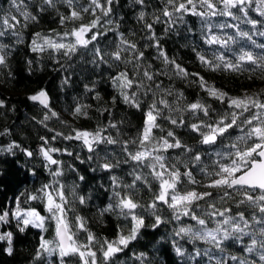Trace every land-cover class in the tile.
<instances>
[{
  "label": "snow or ice",
  "instance_id": "1",
  "mask_svg": "<svg viewBox=\"0 0 264 264\" xmlns=\"http://www.w3.org/2000/svg\"><path fill=\"white\" fill-rule=\"evenodd\" d=\"M131 3L139 9L135 16L139 29L128 34L120 30L123 17L116 18L118 0H10L9 10L0 11V38L11 35L17 43L21 42V29L37 23L39 14L57 11L65 30L34 33L31 51L48 53L64 71L72 68L78 56L102 71L113 69L109 72L117 92L113 104L119 99L144 116L129 139L122 138L124 121L116 122L114 117L92 131L71 127L66 133L48 125L56 119L68 127L52 108L47 91L28 96L44 110L36 122L52 135L40 136L38 153L15 141L0 146V153L15 156L19 149L29 159L38 155L49 179L0 209V224L15 222L20 233L39 231L31 264H117L118 255L147 227L145 215L154 218L153 229L174 225L173 249L183 264H264V89L229 95L170 57L162 46L163 37L156 32L157 24L164 25L165 36L179 35L178 26H186L183 30L193 36L191 51L202 67L264 80V0H163L162 7L151 14L147 0ZM189 16L198 19V40L197 30L185 19ZM110 32L115 35L114 47H101L102 38ZM9 47L0 43V66L7 67ZM147 49L155 50L152 60H159L162 67L156 68L148 60ZM165 76L170 82L195 78L191 82L224 107L217 109L201 100L187 102L183 91L158 79ZM63 83H68L67 77ZM85 90L94 88L86 84ZM93 98L99 100L100 96L97 93ZM90 107L77 103L68 111L74 119L87 118ZM3 108L5 102L0 99ZM105 112L112 116L108 109H102L101 115ZM160 121L171 127L166 129ZM177 127L193 133L196 144L184 143L173 130ZM56 141L76 142L80 151L53 146ZM83 151L88 153L87 160L81 157ZM59 156L88 162L93 172L114 173L130 167V182L110 175V202L100 209L101 216L113 214L128 221L126 232L118 228L110 240L90 229L77 207H86L91 200L80 190L85 176L78 174L69 183L65 161ZM67 168L78 172L73 164ZM30 172L36 175L34 168ZM141 187L151 193L147 203L136 199ZM161 209L168 215H162ZM50 229L51 239L45 235ZM0 241H7L5 252L12 255L13 232H0ZM180 241L190 244L191 251ZM135 259L147 264L148 258L141 252Z\"/></svg>",
  "mask_w": 264,
  "mask_h": 264
},
{
  "label": "trees",
  "instance_id": "2",
  "mask_svg": "<svg viewBox=\"0 0 264 264\" xmlns=\"http://www.w3.org/2000/svg\"><path fill=\"white\" fill-rule=\"evenodd\" d=\"M147 4V11L151 14L162 7L163 0H147ZM9 8L10 0H0V11H8ZM59 10L61 13L65 12L63 6ZM138 10L133 7L131 0H118L115 13L116 18L123 17V22L120 25L121 31L126 34L130 30L138 31L139 25L135 19ZM251 15L256 18L254 12ZM185 19L189 25L197 30L196 39L198 40V19L191 16ZM67 27H71V24ZM185 27L178 26L176 31L180 33L179 35L173 32L165 36L164 25L157 24L156 32L163 37L161 43L168 55L175 58L190 73H199L209 84L215 85L216 88L226 91L232 96L241 95L245 91L251 93L264 89V80L262 79L255 77L249 79L247 74L238 76L211 72L202 67L191 51L189 42L193 36L183 30ZM52 29L58 32L65 30L59 23L57 11L49 9L47 12L39 14L37 23L30 24L26 29H21V42L17 43L16 38L11 35L0 38V43L10 46L6 50L8 53L7 67L0 66V99L5 102V108L0 109V133H3L5 129L8 130L6 134L0 135V146H7L10 142L15 141L22 148L38 153L41 144L40 136L52 135L36 122L42 118L44 110L38 104L28 100V96L41 89L47 91L51 106L60 114L61 119L68 122V127H65L58 120L52 119L48 122L49 127L66 133L71 127L92 131L98 124H106L109 119L114 117L116 122L124 121L120 126L122 138L133 137L137 129L143 124V112L125 105L119 99L113 104L112 97L117 96V92L109 80V72H113V69L102 71L94 68L91 63L85 62V59L78 56L75 58L72 68L64 71L60 70V65L56 64L48 53L40 55L31 51L33 34L40 32L48 35ZM114 39V33L110 32L107 38H102L101 47H114L112 45ZM200 46L203 47V45ZM155 55L154 49L146 50V57L153 63L154 67H162L159 60H152ZM61 62L64 63L63 58H61ZM66 77L68 83L64 84L63 81ZM158 79H162L165 86L183 91L187 102L201 100L217 109L224 107L218 101L210 99L198 84L192 83L191 81L195 79L193 77H189L188 80L173 79L171 82L166 76L158 77ZM86 84L92 86L94 90L87 92L85 90ZM97 93L100 96L99 100L93 98ZM77 103L91 105L88 109L87 118L74 119L69 114L68 109L73 108ZM102 109L110 110L112 116H109L108 112L101 115ZM34 117L35 119H33ZM189 119L191 120V118ZM160 123L166 129L171 127L164 121H160ZM173 130L184 143L196 144L194 134L187 128L177 127ZM111 131L115 134V130ZM53 146L68 147L69 150L80 151L76 142L56 141ZM15 151V156L0 153V209L13 205L14 197L19 196L22 192H31L35 187H39L49 179L38 155L29 159L19 149ZM80 154L82 158L87 160L88 153L86 151L80 152ZM58 158L65 161V179L69 183L77 179L78 174L85 176V181L80 183V190L85 196L90 195L91 200L88 206L81 207L78 205L77 207L80 214L88 219L90 229L98 237L110 240L116 237L118 228H123L126 232L129 225L128 221L113 214L101 216L100 209L110 202L112 194L110 175L115 174L124 182H130L132 177L127 175L130 167L125 166L122 169H116L114 173H104L100 170L93 172L88 162L81 164L74 157L68 156H59ZM68 164H73L78 172L68 170ZM91 167H95V164H92ZM33 168L36 171L35 176L30 172V169ZM150 197L151 193L146 188L141 187L136 192V199L141 200L142 203L149 202ZM40 210L42 211V206ZM161 214L168 215L166 209H161ZM145 222L147 227L142 228L137 240L133 241L123 253L118 255L117 264H140L135 256L141 252L147 255V264H183L182 259L176 256L173 249L171 233L174 225L166 223L153 229L151 225L154 223V218L149 215H145ZM8 231L13 232V253L8 255L5 252L8 247L7 241H0V264H31V256L38 243L39 231L28 229L25 233H20L15 227V222L11 225L0 224V232ZM45 235L51 239V229ZM180 243L186 250L191 251L192 246L190 244H185L182 241Z\"/></svg>",
  "mask_w": 264,
  "mask_h": 264
}]
</instances>
